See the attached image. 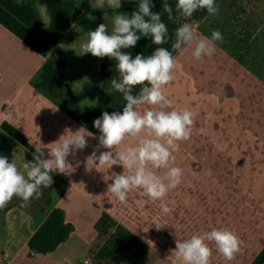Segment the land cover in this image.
I'll return each instance as SVG.
<instances>
[{"label": "crops", "instance_id": "obj_1", "mask_svg": "<svg viewBox=\"0 0 264 264\" xmlns=\"http://www.w3.org/2000/svg\"><path fill=\"white\" fill-rule=\"evenodd\" d=\"M16 1L33 3L43 26H49V9L40 0ZM75 1L83 12L46 57L0 23V127L4 123L14 126L35 150L42 147L45 158H50L48 148L55 147L65 132L85 128L92 134L86 136L85 149L67 157L66 173H54L47 210L31 214L15 207L6 213L0 229V264H90L89 251L100 242L96 225L104 213L146 246L137 264H171L170 249L175 248L177 238L188 239L213 228L234 231L243 244L232 261L223 259L210 244L211 264H251L264 248V78L219 43L213 56L201 60L192 56L194 45L183 55L176 52L174 78L163 89L172 100L168 110L188 109L195 123L191 138L179 142L174 152L173 166L181 167L183 176L165 198L173 212L162 213L160 202L152 201L141 189L133 190L127 203L121 204L107 188L112 172L122 173L123 167L104 165L86 171V158L93 151L99 155L108 149L98 148V137L38 83L50 57L64 60L66 82L79 102L74 113L94 111L103 91L108 57L80 55L81 43L101 23L111 31L116 12L130 14L139 0H121L118 10L95 8V0ZM197 35L210 37L202 30ZM104 96L113 100L115 92L108 86ZM135 144L136 139L129 138L113 151ZM27 153L18 143L13 161L21 170L29 161ZM55 208L64 211L74 231L54 251L32 255L29 242Z\"/></svg>", "mask_w": 264, "mask_h": 264}, {"label": "clouds", "instance_id": "obj_2", "mask_svg": "<svg viewBox=\"0 0 264 264\" xmlns=\"http://www.w3.org/2000/svg\"><path fill=\"white\" fill-rule=\"evenodd\" d=\"M121 0H95V8L118 10ZM151 0H139L138 7L130 15L116 12L112 19V28L101 23L95 30L88 32V39L81 43V54L93 57H108L116 61L118 78L111 79V88L122 94L124 104L122 112L104 111L94 120L99 130L98 148L107 151H93L86 158L85 170H98L107 165H121L122 173L112 172L107 192L121 203H127L129 194L141 189L152 201L160 202L161 212L170 214L173 208L165 202L170 190L182 182L183 169L173 166L174 152L179 150V142L191 138L194 127V114L188 109L168 110L172 100L163 89L173 80L176 58L173 51L184 54L193 47L192 56L196 60L211 57L217 50V42L223 41L219 30H213L210 37H200L191 23H182L175 29L172 51L163 47L171 37L161 13L152 11ZM206 10L209 16L219 13L216 0H176L174 8L169 0H163V13L168 20L183 18L187 21L197 11ZM175 13V14H174ZM141 36L151 39L156 45L151 55L122 51L137 45ZM139 87L138 91L135 89ZM148 107L141 110V106ZM85 128L69 130L62 135L56 146L48 148V156L42 147L36 148L32 161H25L22 170L7 156L0 155V210H3L15 198L29 207L33 199H39L43 188L53 184V173H66L67 157L77 150L87 147ZM129 138H135V146L114 152ZM157 170H165L159 175ZM225 260L232 261L241 251L243 241L228 229L213 228L203 234H194L188 239L175 240V248L170 249L171 264H211L213 249Z\"/></svg>", "mask_w": 264, "mask_h": 264}, {"label": "trees", "instance_id": "obj_3", "mask_svg": "<svg viewBox=\"0 0 264 264\" xmlns=\"http://www.w3.org/2000/svg\"><path fill=\"white\" fill-rule=\"evenodd\" d=\"M175 2L176 0H169L173 8ZM219 2L220 0H216V4ZM40 3L46 5L49 9L51 15L49 26H43L41 16L34 9L33 3L19 4L16 0H0V23L29 44L35 51L46 57L52 47L59 42L69 29L72 20L81 14L83 10L77 6L75 0H40ZM152 4V11L161 13L162 19L168 26L171 39L161 46L168 48L170 51H172L171 45L174 42V32L177 27L184 22L201 21L208 16L206 10H201L194 13L187 21L183 18L168 20L167 14L163 13V0H153ZM136 9L137 7L131 8L129 13L131 14ZM156 47L152 44L150 38L141 36L135 47L122 49V51L131 53L134 58L137 54L151 55ZM175 54L176 52L173 51L174 56ZM110 63H116V61L110 58L105 61L102 94L96 109L87 114L74 113L79 106V102L66 82L64 60L50 57L46 61L42 68L38 87L47 92L52 98L61 99L73 111L77 121L98 137L100 133L94 127V120L101 117L104 111L112 113L114 107L122 112L126 103L122 94L116 91L113 100H109L104 96V90L113 79L111 77L112 70L109 68ZM113 72L118 75L116 69ZM138 90L139 87L135 89V91ZM18 143L27 148V157L29 161H32L35 149L29 144L27 138L11 124H2L0 127V155L7 156L10 161H13V154ZM55 180L56 175L53 173V184L50 188H43V195L39 199H33L29 207H22L23 202L14 197L5 209L0 210V229L4 224L6 213L15 207L24 209L31 214L47 210L52 203V190ZM96 228L102 244L90 249L91 264H137L143 257L146 246L137 236L120 225L109 214L104 213L102 215ZM73 231L74 225L66 221L64 211L60 208L53 209L29 242L31 254H47L54 251L59 245L67 241ZM251 264H264V248Z\"/></svg>", "mask_w": 264, "mask_h": 264}, {"label": "rangeland", "instance_id": "obj_4", "mask_svg": "<svg viewBox=\"0 0 264 264\" xmlns=\"http://www.w3.org/2000/svg\"><path fill=\"white\" fill-rule=\"evenodd\" d=\"M218 6L217 15H208L202 21L188 23L193 25L196 32L202 30L209 36L213 30H219L223 41L217 43L264 78V0H221ZM115 64H109L112 78H118L117 73L113 72ZM113 111L119 110L114 107Z\"/></svg>", "mask_w": 264, "mask_h": 264}, {"label": "built area", "instance_id": "obj_5", "mask_svg": "<svg viewBox=\"0 0 264 264\" xmlns=\"http://www.w3.org/2000/svg\"><path fill=\"white\" fill-rule=\"evenodd\" d=\"M32 255H36L35 253H32ZM90 264H91V261H90Z\"/></svg>", "mask_w": 264, "mask_h": 264}]
</instances>
